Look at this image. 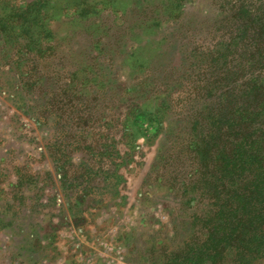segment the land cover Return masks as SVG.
<instances>
[{
	"label": "rangeland",
	"instance_id": "1",
	"mask_svg": "<svg viewBox=\"0 0 264 264\" xmlns=\"http://www.w3.org/2000/svg\"><path fill=\"white\" fill-rule=\"evenodd\" d=\"M35 1L0 0V264H166L207 231L194 123L232 0Z\"/></svg>",
	"mask_w": 264,
	"mask_h": 264
},
{
	"label": "trees",
	"instance_id": "2",
	"mask_svg": "<svg viewBox=\"0 0 264 264\" xmlns=\"http://www.w3.org/2000/svg\"><path fill=\"white\" fill-rule=\"evenodd\" d=\"M47 1L26 5L44 12ZM232 1L225 25L229 37L218 55H211L222 66L221 84L207 87L210 98L194 123L196 129L210 125L193 150L201 163L203 194L212 205L200 221L207 231L169 253L166 264H256L264 258V0ZM74 2L84 16L98 12L92 1ZM62 6L69 7L65 0ZM30 21L41 23L37 16Z\"/></svg>",
	"mask_w": 264,
	"mask_h": 264
}]
</instances>
